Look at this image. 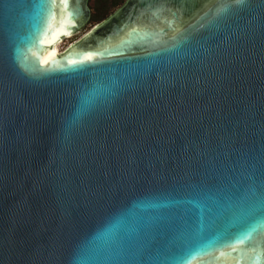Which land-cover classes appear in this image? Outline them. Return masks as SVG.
I'll return each instance as SVG.
<instances>
[{"label": "water", "instance_id": "95a60500", "mask_svg": "<svg viewBox=\"0 0 264 264\" xmlns=\"http://www.w3.org/2000/svg\"><path fill=\"white\" fill-rule=\"evenodd\" d=\"M89 14L0 0V264H264V0Z\"/></svg>", "mask_w": 264, "mask_h": 264}, {"label": "flooded vegetation", "instance_id": "af4514ba", "mask_svg": "<svg viewBox=\"0 0 264 264\" xmlns=\"http://www.w3.org/2000/svg\"><path fill=\"white\" fill-rule=\"evenodd\" d=\"M125 1L126 0H99V2L97 1L98 3H95L96 9H94L90 6L89 0L90 14L83 27L91 24V28H93L97 25L102 24L107 18L113 15V13L118 10L125 3ZM110 6H116L112 12H108L107 10ZM124 13L125 12H123L122 14Z\"/></svg>", "mask_w": 264, "mask_h": 264}, {"label": "rangeland", "instance_id": "374dc122", "mask_svg": "<svg viewBox=\"0 0 264 264\" xmlns=\"http://www.w3.org/2000/svg\"><path fill=\"white\" fill-rule=\"evenodd\" d=\"M99 0H90V6L94 9H96L95 3H98ZM116 7V6H115ZM115 7L110 6L108 10V12H112ZM91 29V24L86 25L85 27L81 28L79 32L71 35L70 37H66L64 38L63 42L61 43V45L59 46V50L60 52L63 51L65 48H67L69 45H71L72 43H74L76 40H78L79 38H81L85 33H87L89 30Z\"/></svg>", "mask_w": 264, "mask_h": 264}, {"label": "snow or ice", "instance_id": "6c2138e0", "mask_svg": "<svg viewBox=\"0 0 264 264\" xmlns=\"http://www.w3.org/2000/svg\"><path fill=\"white\" fill-rule=\"evenodd\" d=\"M242 2H243V0H235V3H237V4H240V3H242ZM85 59H86V60H92V59H94V57L88 56V57H86ZM251 195H252V196H255V192L252 191ZM260 206H261V207H264V196H262V197L260 198ZM254 210H255V205H252V206L250 207V211H254Z\"/></svg>", "mask_w": 264, "mask_h": 264}, {"label": "bare ground", "instance_id": "6f19581e", "mask_svg": "<svg viewBox=\"0 0 264 264\" xmlns=\"http://www.w3.org/2000/svg\"><path fill=\"white\" fill-rule=\"evenodd\" d=\"M72 35H73V34H72ZM70 36H71V35H70ZM70 36H68V37H70ZM63 40H64V39H63ZM63 40L57 42V43L54 45V49H55L56 52H60V50H59V46L61 45V43L63 42Z\"/></svg>", "mask_w": 264, "mask_h": 264}, {"label": "trees", "instance_id": "16d2710c", "mask_svg": "<svg viewBox=\"0 0 264 264\" xmlns=\"http://www.w3.org/2000/svg\"><path fill=\"white\" fill-rule=\"evenodd\" d=\"M116 3V2H115Z\"/></svg>", "mask_w": 264, "mask_h": 264}]
</instances>
